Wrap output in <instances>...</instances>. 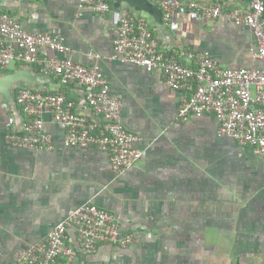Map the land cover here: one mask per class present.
Returning a JSON list of instances; mask_svg holds the SVG:
<instances>
[{
	"label": "crops",
	"instance_id": "obj_1",
	"mask_svg": "<svg viewBox=\"0 0 264 264\" xmlns=\"http://www.w3.org/2000/svg\"><path fill=\"white\" fill-rule=\"evenodd\" d=\"M118 11L148 21L162 46L180 53L208 51L223 68H252L255 37L227 13L251 0H183L208 8L221 5L218 18L204 12L164 20L153 0H107ZM19 16L24 29L62 38L73 59L90 63V52L113 90L123 96L122 120L137 134L142 160L116 176L107 154L67 149L65 131L47 124L57 145L52 152L14 149L5 140L24 122L15 93L33 88L65 93L86 110L82 92L45 77L39 65L14 63L2 74L0 92V264L46 239L57 224L84 203H94L120 218L137 235L128 248L103 245L73 264H264V157L218 136L212 115L179 118L184 93L168 88L160 71L146 72L111 60L118 36L113 14L81 12L79 0H0V13ZM68 245L76 246L70 233Z\"/></svg>",
	"mask_w": 264,
	"mask_h": 264
},
{
	"label": "built area",
	"instance_id": "obj_2",
	"mask_svg": "<svg viewBox=\"0 0 264 264\" xmlns=\"http://www.w3.org/2000/svg\"><path fill=\"white\" fill-rule=\"evenodd\" d=\"M170 23L185 15L218 18L221 5L205 8L197 2L153 0ZM81 12L113 14L118 36L111 60L134 65L146 72L160 71L168 88L184 93L179 110L183 122L212 115L219 124L218 136L241 147L252 148L264 157V0H251L227 13L236 26L249 28L255 37L252 68H223L208 51L186 48L180 53L162 46L147 20L115 10L107 0H79ZM84 65L73 59L72 50L52 33H32L24 29L19 16L0 15V76L14 63L39 65L45 77H53L63 87L82 92L86 110L80 114L76 102L65 93L46 94L20 88L14 96L24 122L8 132L6 142L14 149L52 152L57 145L47 124L64 129L67 149H96L107 154L113 173L121 176L136 166L144 151L141 138L129 131L122 120L123 96L113 90L98 61L88 54ZM2 219L0 199V225ZM76 246L68 245L70 233ZM137 235L124 229L120 218L94 203H84L51 230L45 240L23 250L10 264H73L79 254L90 255L100 246L128 248Z\"/></svg>",
	"mask_w": 264,
	"mask_h": 264
},
{
	"label": "water",
	"instance_id": "obj_3",
	"mask_svg": "<svg viewBox=\"0 0 264 264\" xmlns=\"http://www.w3.org/2000/svg\"><path fill=\"white\" fill-rule=\"evenodd\" d=\"M9 81L7 78L0 76V92L8 93Z\"/></svg>",
	"mask_w": 264,
	"mask_h": 264
},
{
	"label": "trees",
	"instance_id": "obj_4",
	"mask_svg": "<svg viewBox=\"0 0 264 264\" xmlns=\"http://www.w3.org/2000/svg\"><path fill=\"white\" fill-rule=\"evenodd\" d=\"M3 13H4V12H1L0 15L3 14ZM8 14H10V13H8Z\"/></svg>",
	"mask_w": 264,
	"mask_h": 264
}]
</instances>
